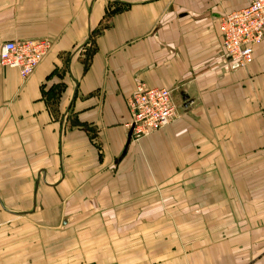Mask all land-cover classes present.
Returning a JSON list of instances; mask_svg holds the SVG:
<instances>
[{
    "label": "crops",
    "instance_id": "crops-1",
    "mask_svg": "<svg viewBox=\"0 0 264 264\" xmlns=\"http://www.w3.org/2000/svg\"><path fill=\"white\" fill-rule=\"evenodd\" d=\"M255 0H0V264H264V42L246 67L221 17ZM167 89L136 142L128 100Z\"/></svg>",
    "mask_w": 264,
    "mask_h": 264
},
{
    "label": "built area",
    "instance_id": "built-area-1",
    "mask_svg": "<svg viewBox=\"0 0 264 264\" xmlns=\"http://www.w3.org/2000/svg\"><path fill=\"white\" fill-rule=\"evenodd\" d=\"M222 50L238 67L248 66L256 47L264 42V0H255L245 9L221 17ZM50 40L17 41L4 44L0 64L16 69L21 77H29L49 54ZM131 120L128 128L139 142L170 126L177 118L172 92L167 89L139 86L128 100Z\"/></svg>",
    "mask_w": 264,
    "mask_h": 264
}]
</instances>
